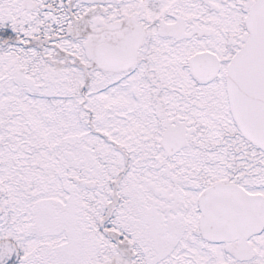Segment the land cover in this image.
Instances as JSON below:
<instances>
[{"label": "snow or ice", "instance_id": "snow-or-ice-1", "mask_svg": "<svg viewBox=\"0 0 264 264\" xmlns=\"http://www.w3.org/2000/svg\"><path fill=\"white\" fill-rule=\"evenodd\" d=\"M0 264H264V0H0Z\"/></svg>", "mask_w": 264, "mask_h": 264}]
</instances>
